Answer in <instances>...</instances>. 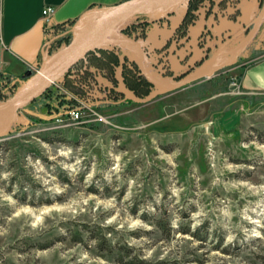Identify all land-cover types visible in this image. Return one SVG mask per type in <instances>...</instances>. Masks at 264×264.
<instances>
[{
	"label": "rangeland",
	"instance_id": "1",
	"mask_svg": "<svg viewBox=\"0 0 264 264\" xmlns=\"http://www.w3.org/2000/svg\"><path fill=\"white\" fill-rule=\"evenodd\" d=\"M215 1L211 14L236 17L239 0ZM187 12L186 2L166 45L143 55L161 82L219 65L251 29L224 31L210 46L203 30L201 55L186 51L176 70L166 50L189 39L191 26L179 29ZM208 15L201 9L197 20ZM163 18L148 17L146 38ZM131 22L114 31L141 44L138 29L122 32ZM262 28L234 65L179 90L111 105L88 76L83 97L62 80L51 88L74 99L78 119L54 114L48 97L22 109L0 139V264H264V93L237 88L242 62L264 55ZM102 47L134 60L133 51ZM61 49L51 39L44 60ZM84 70L78 64L69 77Z\"/></svg>",
	"mask_w": 264,
	"mask_h": 264
},
{
	"label": "crops",
	"instance_id": "2",
	"mask_svg": "<svg viewBox=\"0 0 264 264\" xmlns=\"http://www.w3.org/2000/svg\"><path fill=\"white\" fill-rule=\"evenodd\" d=\"M121 1L124 0H24L23 3H20V0H0V78L3 76L9 79H24L39 65L41 66L46 52L45 46L50 43L56 28H69L88 9L110 7ZM263 3L264 0H239L234 19L227 18L225 12L201 16L190 27L189 39H179L178 43H170L166 50L170 63L176 70H180L185 53L191 52L192 56L201 55L203 48L200 47L198 37L203 30H208L214 37L207 42V46L215 45L214 39L219 38L224 31L231 30L235 32V36L239 35L252 26ZM46 7L54 9L49 26H43L41 23L42 11ZM182 15L183 13L178 14L177 10L151 25L148 37L141 41L145 56L147 49H157L166 45L167 39L180 23ZM47 32L51 33L50 39ZM203 45L206 47L205 43ZM121 48L133 51L125 46ZM120 53L114 48L101 46L79 64L94 74L95 83L105 87L109 85V81L97 70V63L107 56L114 58L118 56L117 59H120L124 55ZM113 68L118 72L117 67ZM237 84V88L245 95L252 92L264 93V55L242 62Z\"/></svg>",
	"mask_w": 264,
	"mask_h": 264
},
{
	"label": "water",
	"instance_id": "3",
	"mask_svg": "<svg viewBox=\"0 0 264 264\" xmlns=\"http://www.w3.org/2000/svg\"><path fill=\"white\" fill-rule=\"evenodd\" d=\"M187 1L124 0L110 7L88 9L75 20L72 26V38L69 44L58 51L52 58L43 62L37 71L28 74L24 84L11 98L0 102V112L4 111L5 113L0 118V139L5 138L9 134L18 113L22 109L42 97L82 60L102 45H106V43L119 48H121V43H128L133 46V61L138 65L144 79L155 88L164 92H171L190 86L204 78H210L223 68L234 65L264 22L263 3L251 29L234 49L229 59L214 66L210 70L206 68L176 83H165L157 79H152L142 65L144 54L141 44L137 40L129 37H123L121 35L119 37L114 29L123 21L140 14L156 18L170 16L186 4ZM90 21L93 24L92 28L87 34L80 36L79 29Z\"/></svg>",
	"mask_w": 264,
	"mask_h": 264
},
{
	"label": "trees",
	"instance_id": "4",
	"mask_svg": "<svg viewBox=\"0 0 264 264\" xmlns=\"http://www.w3.org/2000/svg\"><path fill=\"white\" fill-rule=\"evenodd\" d=\"M236 2L238 0H222L218 2L221 5L223 2ZM215 0H188L187 7L188 12L183 19L179 29H183V33H187L190 26H192L195 21L198 19L200 10L204 9V14H210L214 5H216ZM149 15H136L131 18V23L127 28L122 30L123 33L130 34L131 30L138 29V33L136 35L130 34L129 36H133L135 38H146L147 36V27L150 24L148 19ZM73 25V24H72ZM70 25L69 28L72 27ZM262 30H260L258 35L263 32L264 24H262ZM69 28H56L52 34V45L54 50L61 49L69 44L72 38V33ZM181 31V30H179ZM257 35V36H258ZM255 37V40L257 39ZM254 40V41H255ZM108 66L105 68L104 76L109 81L110 86L104 87L107 89L108 94H106V98H108L109 102L107 104L117 105V104H131L135 102L134 98L136 96L145 97L151 95L153 92L161 94L164 91L153 87L148 81H146L137 70L136 64L134 61H130L126 56H121L120 59L114 58L112 56H107ZM40 67V65L38 66ZM97 67H100L97 63ZM113 67H117L119 69V75L112 76L111 70ZM98 70V69H97ZM101 71V70H98ZM81 73V75H76L74 78H70L69 75L71 71L62 79L61 88L68 93H72L76 97H83L89 88V83L85 79L86 77H90L94 79L95 76L87 69H85ZM108 74V75H107ZM25 79H9L7 77L1 76L0 78V101L9 99L12 97L24 84ZM103 90V89H102ZM130 94V95H129ZM48 97L53 101L54 105H52L53 113L56 115H67L70 111H74V99L70 98L68 95L64 94L60 90H56L55 92H51L49 89L42 98ZM40 99V98H39ZM99 104H95L97 108ZM49 112H52L50 109Z\"/></svg>",
	"mask_w": 264,
	"mask_h": 264
},
{
	"label": "built area",
	"instance_id": "5",
	"mask_svg": "<svg viewBox=\"0 0 264 264\" xmlns=\"http://www.w3.org/2000/svg\"><path fill=\"white\" fill-rule=\"evenodd\" d=\"M54 9L52 7H46L43 9L42 11V16H41V23L43 24V26H49L51 23V17L53 15ZM46 57H43V62L47 61L44 60ZM36 70H34L35 72ZM32 72V73H34ZM69 117H71L72 119H78L79 114L77 111H71L69 112Z\"/></svg>",
	"mask_w": 264,
	"mask_h": 264
},
{
	"label": "bare ground",
	"instance_id": "6",
	"mask_svg": "<svg viewBox=\"0 0 264 264\" xmlns=\"http://www.w3.org/2000/svg\"><path fill=\"white\" fill-rule=\"evenodd\" d=\"M92 26H93V24H92V22L90 21V22H88V23H86L85 25H83L80 29H79V35L80 36H84L85 34H87L88 32H89V30L92 28ZM113 35V34H112ZM107 44V43H106ZM127 47L128 49L130 48V49H132L133 51H134V47L133 46H131L130 44H128V43H121V47ZM215 60V59H214ZM214 60H212V62L214 61ZM139 61H140V58H139ZM142 62V61H141ZM211 62V63H212ZM143 65V64H142ZM210 65V64H209ZM209 65L207 66V69H208V67H209ZM144 67V66H143ZM144 69H145V71H146V73H148V75L152 78V79H155L152 75H150V73L146 70V68L144 67ZM208 70H210V69H208ZM4 111L3 112H0V118H2L3 116H4Z\"/></svg>",
	"mask_w": 264,
	"mask_h": 264
},
{
	"label": "snow or ice",
	"instance_id": "7",
	"mask_svg": "<svg viewBox=\"0 0 264 264\" xmlns=\"http://www.w3.org/2000/svg\"><path fill=\"white\" fill-rule=\"evenodd\" d=\"M24 2V0H20V3H23Z\"/></svg>",
	"mask_w": 264,
	"mask_h": 264
}]
</instances>
